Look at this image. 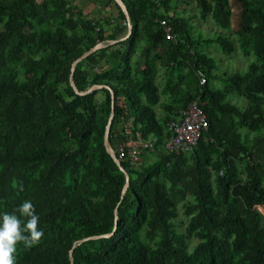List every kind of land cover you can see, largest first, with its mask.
Segmentation results:
<instances>
[{
  "label": "trees",
  "instance_id": "obj_1",
  "mask_svg": "<svg viewBox=\"0 0 264 264\" xmlns=\"http://www.w3.org/2000/svg\"><path fill=\"white\" fill-rule=\"evenodd\" d=\"M123 1L130 36L91 53L73 73L79 91L112 88L115 151L157 137L138 159L120 160L130 175L121 200L125 174L104 145L110 90L78 95L69 75L84 51L126 34L124 13L109 0L123 25L105 35L99 19L69 0H0V216L31 200L44 232L39 245L18 246L17 264H71L74 242L114 230L118 204L113 234L79 244L73 264H264V0ZM188 6L256 56L246 72L225 73L221 88L210 84L216 62L197 48ZM203 41L228 55L236 49L224 33ZM232 93L246 105L227 100ZM192 100L208 129L190 152H168L167 123ZM191 238L198 242L188 251Z\"/></svg>",
  "mask_w": 264,
  "mask_h": 264
},
{
  "label": "rangeland",
  "instance_id": "obj_2",
  "mask_svg": "<svg viewBox=\"0 0 264 264\" xmlns=\"http://www.w3.org/2000/svg\"><path fill=\"white\" fill-rule=\"evenodd\" d=\"M186 14H195V17L190 20V30L193 38L199 41L197 44V48L208 53L211 57L214 58L216 62V68L214 69V74L216 75V79L210 80V84L216 87L224 86V78L223 75L225 73L230 74L235 71L246 72L251 63L256 62V56L251 52L249 55H245L243 49L241 48L238 37L236 35H229L228 30H224L218 27L213 20L210 18L207 21H203L199 18V12L195 11L192 6H188L185 8ZM180 12V10H178ZM188 16V15H187ZM220 33H224L226 36H229L231 40L235 43L236 49L232 54L223 53L220 48L214 43H206L203 40L208 38H213L219 35ZM143 44L142 42L140 43ZM142 59L138 62V64H142ZM159 76L157 79V84L160 89L163 87L165 82V77L162 78L161 72H159ZM169 97L161 95L160 102H168ZM227 100L233 102L239 107H244L246 105V99L242 96H239L235 93L228 95ZM154 109L157 112V115L160 117L162 115V111L160 109V105H156ZM118 142V140H116ZM178 216L175 219L177 222V231H183L187 222V217L184 215V211L180 205L177 207ZM261 212L264 214V207H259ZM198 242L196 238H191L188 241V251H192L194 245Z\"/></svg>",
  "mask_w": 264,
  "mask_h": 264
},
{
  "label": "built area",
  "instance_id": "obj_3",
  "mask_svg": "<svg viewBox=\"0 0 264 264\" xmlns=\"http://www.w3.org/2000/svg\"><path fill=\"white\" fill-rule=\"evenodd\" d=\"M69 1L71 2L72 0ZM160 24L164 27L165 37L173 39L171 27L166 21L160 20ZM205 81V77L201 75L200 84H204ZM207 129L208 120L205 112L198 104V101L192 100L180 111V115L176 119L167 123L169 136L165 140L164 148L168 152L175 154L190 152L196 147L202 134ZM156 143L157 137L155 136L139 142L129 140L126 144L118 145L115 153L119 160L127 157L131 160H136L142 151L152 150Z\"/></svg>",
  "mask_w": 264,
  "mask_h": 264
},
{
  "label": "clouds",
  "instance_id": "obj_4",
  "mask_svg": "<svg viewBox=\"0 0 264 264\" xmlns=\"http://www.w3.org/2000/svg\"><path fill=\"white\" fill-rule=\"evenodd\" d=\"M43 237L35 205L31 200H24L13 213L0 216V264H17L18 246L31 249Z\"/></svg>",
  "mask_w": 264,
  "mask_h": 264
},
{
  "label": "water",
  "instance_id": "obj_5",
  "mask_svg": "<svg viewBox=\"0 0 264 264\" xmlns=\"http://www.w3.org/2000/svg\"><path fill=\"white\" fill-rule=\"evenodd\" d=\"M114 1L120 7L121 11L125 15L128 29H127V34L124 37H121V38H119L117 40H112L110 42L112 44H115V43H117L119 41H123V40L127 39L130 36V34L132 33L131 18H130V14H129V11H128V8H127L126 4L124 3L123 0H114ZM106 46H107V44L102 43V42H98L94 46L90 47L88 50L84 51L78 58H76L71 64L69 82H70V85L73 88L74 92L76 94H78V95H85V94L91 93L92 91H94L96 89H100V88H107V89L110 90V93H111V112H110V115L108 117V120H107V123H106V126H105L104 145H105V148H106V151L108 152V154L115 161V163L120 167L121 171H123L124 174H125L126 183H125V185H124V187L122 189V192H121V200H122L124 198V195H125L128 187H129V185H130V175H129V173L127 171L124 170L123 167H121V162L117 158L115 150L113 149V147L111 146V144L109 142L110 125H111L112 119L114 117V92H113L111 87H109L107 85H100V84L92 85L90 88H88L85 91H79L77 89L75 83H74V80H73V73H74L76 64L79 63L82 59L86 58L91 53L95 52L98 49L104 48ZM118 205H117V207H118ZM117 207L114 210V213H115V227H114V230L116 229V223H117V219H118ZM114 230L112 232H110V233H107V234L88 236V237L79 239L76 242H74L73 245H72V248L70 249V261H71V264H73V255H72L73 254V250L79 244H81V243H83L85 241H88V240H95V239H99V238L110 237L113 234Z\"/></svg>",
  "mask_w": 264,
  "mask_h": 264
},
{
  "label": "crops",
  "instance_id": "obj_6",
  "mask_svg": "<svg viewBox=\"0 0 264 264\" xmlns=\"http://www.w3.org/2000/svg\"><path fill=\"white\" fill-rule=\"evenodd\" d=\"M71 4L84 14L94 17L97 20L99 19L105 35L112 34L113 31L122 28L123 21L119 18L116 7L109 0H72ZM114 27H116L115 30H113ZM110 42L105 44H112Z\"/></svg>",
  "mask_w": 264,
  "mask_h": 264
}]
</instances>
